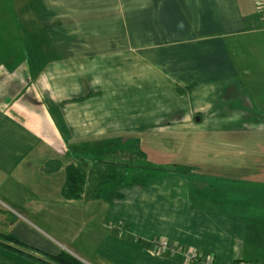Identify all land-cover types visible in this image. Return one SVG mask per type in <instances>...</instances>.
Wrapping results in <instances>:
<instances>
[{"label": "crops", "instance_id": "crops-1", "mask_svg": "<svg viewBox=\"0 0 264 264\" xmlns=\"http://www.w3.org/2000/svg\"><path fill=\"white\" fill-rule=\"evenodd\" d=\"M134 150L140 163H120L141 175L118 195H62L67 165ZM95 201L91 244L71 234L58 250L34 237L82 227ZM117 222L131 235L109 228ZM8 235L35 259L189 264L158 251L160 238L216 264H264L255 0H0V242L15 247ZM0 264L41 263L0 246Z\"/></svg>", "mask_w": 264, "mask_h": 264}, {"label": "rangeland", "instance_id": "rangeland-1", "mask_svg": "<svg viewBox=\"0 0 264 264\" xmlns=\"http://www.w3.org/2000/svg\"><path fill=\"white\" fill-rule=\"evenodd\" d=\"M10 9H6V14ZM12 31V27L11 25L6 24V33ZM135 152H133L132 154H130V152L125 153L124 151H122L120 154H115L113 155L114 159L112 160H104L105 158H101V159H97L98 161V166H96L95 168H85V172L88 176L87 179V189L90 187V185H92L93 183H91V180H95L97 183L94 184L95 187H97V190L100 192L101 195H104L105 197L110 196L111 194H117L115 193V191L117 190L116 188H120V189H125L131 186V182L134 180H137L136 177H140L141 173H135L136 170L132 169L130 166L126 165L124 166L126 163H129V165L132 164H137L140 163L141 159H136L137 157L135 155H137V150H134ZM140 154V153H138ZM141 156V154H140ZM108 159V157H107ZM106 161H111V162H106ZM123 162V163H120ZM155 169V168H153ZM159 170V169H157ZM119 172L120 174H117V172ZM103 173H105V176H113L116 174L117 177V182L116 183H103L101 181L98 180V177H100V175H102ZM90 176V177H89ZM101 185V187H99ZM99 188V189H98ZM118 195V194H117ZM93 206H90L88 208H86V217H85V224L81 227H73V226H62V228H64V232L59 233V232H51L50 234L53 235L52 239L51 237H49L48 235H41V234H37L36 236H39L38 238L36 236H34L37 240L40 241V243H48L49 245L55 247V249H62L61 245L60 248H58L59 243L58 242H68L67 237L71 236V234L73 236H78L79 238H82L84 241L86 239H88V243L91 244L92 242L95 241L96 237H97V229H99L100 224L102 222V215H103V208L101 206V202L99 203L98 201L93 202ZM80 207V206H79ZM71 216H74L75 218V222L77 220V218H79L81 220V217L78 216V212L77 211H71ZM118 225L116 223L114 224H110L109 228L112 229H118L119 226L121 232L122 229L124 227V225L126 223H121V222H117ZM129 227V226H128ZM76 228V229H75ZM82 229V230H80ZM75 231V232H73ZM78 231V232H77ZM131 231H129L126 235H131ZM62 236L65 240L61 239ZM6 243L14 245L16 247L15 244L10 243L9 240H4ZM162 241H168L166 239H156L154 241H152V243H154L155 248L157 249V244L161 243ZM177 246V245H176ZM179 247V246H178ZM17 249L21 250L22 252H25L27 254H32L34 256H37L36 253H34V249L30 248L29 250L23 247H16ZM182 250H185L184 248L180 247ZM78 249V248H77ZM89 250H93V247H89ZM158 250V249H157ZM29 251H33L29 252ZM159 251V250H158ZM188 251V250H187ZM82 252V253H81ZM81 254L83 256L88 254V251H84L81 250ZM194 254H196L199 257V253L201 252H195L193 251ZM192 252V253H193ZM171 255H175V256H179L182 257L184 260L188 261L186 259V257L181 253V252H176V253H171V252H167ZM85 254V255H84ZM38 257V256H37ZM209 257H211L213 259V257L211 255H209ZM44 262H51L50 260L44 259V258H38ZM210 259V261H214V259L212 260ZM81 262V261H80ZM83 263V262H82ZM189 264H192V262L188 261ZM84 264V263H83Z\"/></svg>", "mask_w": 264, "mask_h": 264}, {"label": "trees", "instance_id": "trees-1", "mask_svg": "<svg viewBox=\"0 0 264 264\" xmlns=\"http://www.w3.org/2000/svg\"><path fill=\"white\" fill-rule=\"evenodd\" d=\"M65 172H66V182L62 188V195L64 196V198H66L68 200H77V199L81 198L82 194L87 190L88 176H87L86 172L84 171V169L81 166L76 165L74 163L67 165L65 167ZM115 172H117V171H115ZM117 174H120V173L117 172ZM98 180L103 182L104 184L108 183V182L116 183L117 177H116V174L110 177V176H105V173H103L102 175H100V177H98ZM99 187H101V185ZM89 188L92 189L94 196H100L101 195L100 192L97 190V187L94 186V183L92 185H90ZM116 224L118 225V223H116ZM116 227H118L117 230L120 233L127 234L130 231L129 227L127 225H124L122 232H121L119 226H116ZM3 237L5 240H9L11 242H14L15 244L19 245L20 247L30 249V247H27L26 245L20 243L13 236L8 235V236H3ZM139 241L141 242V240H139ZM0 246L4 247L5 249H7L9 251L20 254L26 258H31V259L37 260L41 264H83L82 262L77 260L75 257H73L72 255H70L64 251H60L59 253L54 254V255H50V256L48 254L43 253V252L40 253L41 255L46 257L47 260L51 261V262H44V261H40L38 259H35V257L31 256L30 254L22 252L21 250L17 249L16 247L9 246L3 242H0ZM208 256L209 255L206 253H199V257L197 256V258L192 262V264H207L206 258ZM210 264H216V263H215V261H213Z\"/></svg>", "mask_w": 264, "mask_h": 264}, {"label": "built area", "instance_id": "built-area-1", "mask_svg": "<svg viewBox=\"0 0 264 264\" xmlns=\"http://www.w3.org/2000/svg\"><path fill=\"white\" fill-rule=\"evenodd\" d=\"M255 2L258 13L264 18V0H255ZM157 249L163 253H167V252L176 253L179 251L190 262H193L197 258V255L194 254V252L192 253V251L182 250L180 247L176 245H172L168 241H162L161 243L157 244ZM210 259L212 258L209 256L206 258L207 264H210L212 262L210 261ZM238 264H256V263L246 262V263H238Z\"/></svg>", "mask_w": 264, "mask_h": 264}]
</instances>
